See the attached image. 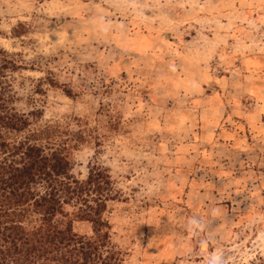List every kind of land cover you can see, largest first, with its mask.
<instances>
[{"label": "rangeland", "instance_id": "obj_1", "mask_svg": "<svg viewBox=\"0 0 264 264\" xmlns=\"http://www.w3.org/2000/svg\"><path fill=\"white\" fill-rule=\"evenodd\" d=\"M0 48L29 122L6 137L65 144L75 179L108 171L123 264L264 259V0H0ZM204 73L205 94L263 113L257 130L237 124L236 151L220 126L201 139Z\"/></svg>", "mask_w": 264, "mask_h": 264}, {"label": "trees", "instance_id": "obj_2", "mask_svg": "<svg viewBox=\"0 0 264 264\" xmlns=\"http://www.w3.org/2000/svg\"><path fill=\"white\" fill-rule=\"evenodd\" d=\"M6 55L0 48V58ZM6 65L16 66L9 61L0 69ZM12 101L0 81V264H123L105 215L113 199L108 171L90 168L86 179L78 180L65 144L46 150L30 131L24 140L8 139L6 133L29 126ZM74 221L91 224L92 235L76 233Z\"/></svg>", "mask_w": 264, "mask_h": 264}, {"label": "crops", "instance_id": "obj_3", "mask_svg": "<svg viewBox=\"0 0 264 264\" xmlns=\"http://www.w3.org/2000/svg\"><path fill=\"white\" fill-rule=\"evenodd\" d=\"M202 76L205 78L204 86H201V89L198 86H196L195 92H196V94H201L199 92L204 91V93H203V95H204L205 92L209 88V87H207V85L210 86L209 83L214 78L212 77L211 74L208 75L206 73H204V75H202ZM221 81H223V79L217 80V82H221ZM252 84L255 85V83H253V82H252ZM214 96H215V90H212V94H205V99H207V101L203 105H200L199 108H195V110H196V113H195L196 122H197V125H199V128L201 129V132H202L201 139L204 138V136H203L204 132H206V131L210 132L213 130H218V128L220 126L221 127L220 129L223 130L222 132H226V134L228 135L226 138L228 140L233 141L232 146L230 145V150L235 149V147H236L235 142H234L235 140L237 142L239 140L238 146L240 148H242L243 144H244V141L241 138L242 136L241 135L236 136V135H233L232 133H236L237 124H239L240 126H243V127L247 126V128H249V130H250V126L252 127V129L254 127L257 130L258 129L257 124H258V122H261L260 120H258V117L260 118V116L263 115L262 111H260L258 106L254 109L242 110L243 108H246V105H244V104L241 105L240 103L239 104L238 103H231V99H229L228 101L227 100H224V101L218 100L217 98H214ZM195 101H199V100L197 99ZM251 105H253V104L248 105V107L251 108L252 107ZM189 109L190 108H187L188 112H189ZM193 109L194 108L190 109V111H193ZM261 110H264V107H262ZM183 115H185V114H183ZM236 115L238 117H235ZM187 122L188 121H186L184 123H187ZM250 132H253V130H251ZM208 134H206L207 137H208ZM213 139L219 140V139H216L215 136L213 137ZM222 143H223V141L220 139L219 144H222ZM228 144H230V143H228ZM235 151H236V149H235Z\"/></svg>", "mask_w": 264, "mask_h": 264}]
</instances>
